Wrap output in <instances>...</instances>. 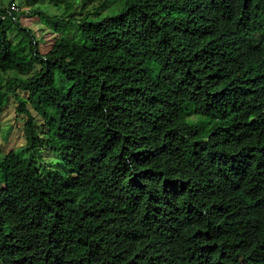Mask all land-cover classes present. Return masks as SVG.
<instances>
[{"label": "trees", "instance_id": "1", "mask_svg": "<svg viewBox=\"0 0 264 264\" xmlns=\"http://www.w3.org/2000/svg\"><path fill=\"white\" fill-rule=\"evenodd\" d=\"M46 1L0 7V264H264V0Z\"/></svg>", "mask_w": 264, "mask_h": 264}, {"label": "rangeland", "instance_id": "2", "mask_svg": "<svg viewBox=\"0 0 264 264\" xmlns=\"http://www.w3.org/2000/svg\"><path fill=\"white\" fill-rule=\"evenodd\" d=\"M11 0H0V7H7ZM16 5V10L14 11L17 15H19V22H21L24 26H29L35 29V34L37 39L41 37V30L43 29H52L54 25V21L47 20L46 18H39L37 15L32 13V8L40 7L43 11L47 12L46 14H61V9H58L48 1L44 0L40 4L38 1L31 2V0H13ZM89 8V6H88ZM40 50L44 52L46 50L45 45H41ZM13 102L9 104L7 111L2 116V124L0 128V155H4L11 148H17L20 138V135L16 134V130L12 129L11 132L5 136V131L9 129L12 123V115H13ZM49 151H44L43 155L48 157ZM50 157H53L52 154L49 153Z\"/></svg>", "mask_w": 264, "mask_h": 264}, {"label": "built area", "instance_id": "3", "mask_svg": "<svg viewBox=\"0 0 264 264\" xmlns=\"http://www.w3.org/2000/svg\"><path fill=\"white\" fill-rule=\"evenodd\" d=\"M12 10H16V5L15 4H12L11 8Z\"/></svg>", "mask_w": 264, "mask_h": 264}]
</instances>
